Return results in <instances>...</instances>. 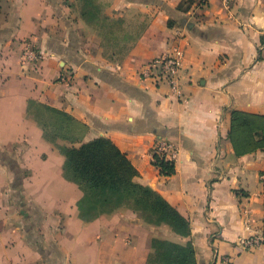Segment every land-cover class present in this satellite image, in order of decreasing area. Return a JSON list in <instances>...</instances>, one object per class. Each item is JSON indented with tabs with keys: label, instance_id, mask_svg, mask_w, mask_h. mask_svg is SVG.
Wrapping results in <instances>:
<instances>
[{
	"label": "crops",
	"instance_id": "crops-1",
	"mask_svg": "<svg viewBox=\"0 0 264 264\" xmlns=\"http://www.w3.org/2000/svg\"><path fill=\"white\" fill-rule=\"evenodd\" d=\"M42 53L21 61L24 44ZM179 51L180 96L138 77ZM66 79L65 82L60 77ZM56 110L79 140L45 137ZM232 110L264 115V0H0V264H146L154 238L190 242L196 264H264V149L235 155ZM105 137L190 226L121 207L84 221L56 144ZM157 139L175 172L152 163Z\"/></svg>",
	"mask_w": 264,
	"mask_h": 264
},
{
	"label": "trees",
	"instance_id": "trees-1",
	"mask_svg": "<svg viewBox=\"0 0 264 264\" xmlns=\"http://www.w3.org/2000/svg\"><path fill=\"white\" fill-rule=\"evenodd\" d=\"M45 109L50 111L47 120L59 121L60 118L65 123L45 124V130L47 129L45 137L48 140L55 142L58 137H66L76 142L79 140L84 130L76 135H70L67 130V125H72L69 116L48 107ZM228 139L237 156L263 150L264 115L232 110ZM55 146L64 157L63 176L74 182L82 191L77 208L79 216L84 221L124 207L138 212L147 224H166L177 235L184 237L189 235L188 220L159 193L137 181L138 172L109 139L97 137L78 146L56 143ZM152 163L162 176H171L175 172L174 161H168L157 154L152 155ZM262 198L264 212V181ZM259 244L264 245V232ZM153 253L157 255L160 264H196L194 249L190 242L182 245L154 238L146 264H151Z\"/></svg>",
	"mask_w": 264,
	"mask_h": 264
},
{
	"label": "built area",
	"instance_id": "built-area-1",
	"mask_svg": "<svg viewBox=\"0 0 264 264\" xmlns=\"http://www.w3.org/2000/svg\"><path fill=\"white\" fill-rule=\"evenodd\" d=\"M208 0H191L192 5L195 8H202L206 5ZM227 2L228 0H223ZM42 59V53L32 46L31 44L25 43L21 61L25 63H36ZM180 64H181V55L179 51H175L170 54L162 55L157 58L152 59L138 72V77L143 80H149L153 84L160 85L165 84L171 92V95L174 97L180 96ZM60 80L65 82L66 79L62 76ZM155 154L162 156L168 161H174L176 153L173 150L172 146L163 139H158L154 145ZM256 239V238H255ZM257 240V239H256ZM254 238L247 237L240 241V244L243 246L251 247L254 245ZM255 243L259 244L257 240Z\"/></svg>",
	"mask_w": 264,
	"mask_h": 264
},
{
	"label": "rangeland",
	"instance_id": "rangeland-1",
	"mask_svg": "<svg viewBox=\"0 0 264 264\" xmlns=\"http://www.w3.org/2000/svg\"><path fill=\"white\" fill-rule=\"evenodd\" d=\"M242 121V120H241ZM67 130L70 132V135H76L77 133H79L80 131H83L84 130V127H81V126H79V125H75V124H72V125H67ZM158 140V139H157ZM155 144H156V142H155ZM173 148V147H172ZM157 149H155V146H153V148L151 149V158H152V155L153 154H155V151H156ZM173 150L175 151V149L173 148ZM175 153H176V151H175ZM175 160V159H174ZM159 225H161V224H159ZM250 237H252V236H250ZM252 238H254V237H252ZM254 245L253 246H251V247H247V246H243L245 249H247V250H251V249H253V248H256L257 246H259L260 244H258V243H255L257 240L254 238ZM259 241V240H258ZM152 262H153V264H160V261L158 260V257H157V255L156 254H152V256H151V264H152Z\"/></svg>",
	"mask_w": 264,
	"mask_h": 264
}]
</instances>
